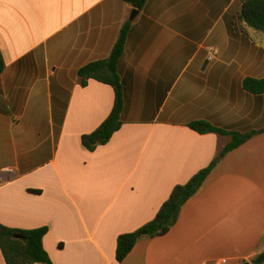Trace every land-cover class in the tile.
<instances>
[{"label":"crops","instance_id":"1","mask_svg":"<svg viewBox=\"0 0 264 264\" xmlns=\"http://www.w3.org/2000/svg\"><path fill=\"white\" fill-rule=\"evenodd\" d=\"M133 10L0 0V224L48 227L52 264H252L264 252V133L219 163L166 236L116 261L118 237L152 221L230 142L188 124L264 130V95L243 89L264 79V34L240 22L239 0H148L132 21ZM126 23L123 125L89 152L82 137L109 117L115 91L82 87L78 71L108 58Z\"/></svg>","mask_w":264,"mask_h":264},{"label":"trees","instance_id":"2","mask_svg":"<svg viewBox=\"0 0 264 264\" xmlns=\"http://www.w3.org/2000/svg\"><path fill=\"white\" fill-rule=\"evenodd\" d=\"M136 10H143L148 0H123ZM242 10L239 20L245 28H250L257 34H264V0H239ZM131 24L122 28L110 56L103 60L91 62L78 71L82 87L88 86L90 80L111 86L115 91V105L109 117L101 126L90 134L82 137V144L89 152L110 142L122 125L124 109V85L118 74V65L124 54ZM231 33L233 29L230 28ZM245 37L250 38L246 29ZM5 61L0 52V74L5 70ZM245 92L253 96L264 95V79L246 78L243 82ZM188 127L200 135L217 134L230 137V142L208 167L199 171L186 184L177 185L168 200L162 205L155 218L138 230L122 234L117 240L116 261L122 263L135 246L145 238L166 236L178 222L184 205L202 188L208 177L219 163L231 152L237 150L254 136L264 133V130L240 133L215 126L208 121L199 120L188 124ZM49 232L48 227L37 229H11L0 224V248L6 264H52L51 258L44 248L43 240ZM252 264H264V252L257 255Z\"/></svg>","mask_w":264,"mask_h":264},{"label":"water","instance_id":"3","mask_svg":"<svg viewBox=\"0 0 264 264\" xmlns=\"http://www.w3.org/2000/svg\"><path fill=\"white\" fill-rule=\"evenodd\" d=\"M138 14H139V10L134 9L132 11V14H131V20L133 21L137 17ZM243 264H251V263L250 262H245Z\"/></svg>","mask_w":264,"mask_h":264},{"label":"built area","instance_id":"4","mask_svg":"<svg viewBox=\"0 0 264 264\" xmlns=\"http://www.w3.org/2000/svg\"><path fill=\"white\" fill-rule=\"evenodd\" d=\"M222 264V263H221Z\"/></svg>","mask_w":264,"mask_h":264},{"label":"rangeland","instance_id":"5","mask_svg":"<svg viewBox=\"0 0 264 264\" xmlns=\"http://www.w3.org/2000/svg\"><path fill=\"white\" fill-rule=\"evenodd\" d=\"M149 223V222H148Z\"/></svg>","mask_w":264,"mask_h":264}]
</instances>
